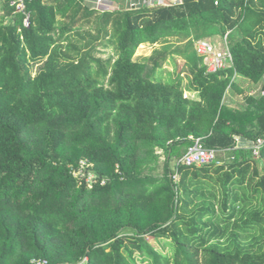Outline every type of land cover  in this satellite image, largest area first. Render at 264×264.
I'll use <instances>...</instances> for the list:
<instances>
[{
  "label": "trees",
  "instance_id": "1",
  "mask_svg": "<svg viewBox=\"0 0 264 264\" xmlns=\"http://www.w3.org/2000/svg\"><path fill=\"white\" fill-rule=\"evenodd\" d=\"M18 1L0 0V264H264V146L235 147L264 136V97L222 101L264 76V0ZM216 35L232 65L206 72L194 45ZM174 56L188 86L162 75ZM190 136L229 161L178 164Z\"/></svg>",
  "mask_w": 264,
  "mask_h": 264
},
{
  "label": "built area",
  "instance_id": "2",
  "mask_svg": "<svg viewBox=\"0 0 264 264\" xmlns=\"http://www.w3.org/2000/svg\"><path fill=\"white\" fill-rule=\"evenodd\" d=\"M151 1V0H150ZM103 0H98L96 2V7L103 3ZM169 3L173 5L180 4L182 0H169ZM99 3V4H98ZM105 3V2H104ZM16 9L18 11L24 10L23 0H19ZM25 26L29 25L28 18L23 21ZM225 44L221 49H217L211 40L208 38L198 40L194 47L197 55L203 58V63L206 66V72H217L225 67L232 65V54L228 48L226 42V35L224 37ZM261 96H264V90L261 91ZM191 139V144L187 147L185 153L179 158L177 163L186 166H201L204 164L217 163L220 164L219 159L220 151L214 148H208L205 146L202 138L200 137H189ZM239 138L235 136V147H239ZM250 144L248 148L251 150L253 156H258L260 154V149L264 146V136L257 137L256 140H249ZM242 147V146H241ZM33 264H47L45 259H33Z\"/></svg>",
  "mask_w": 264,
  "mask_h": 264
},
{
  "label": "rangeland",
  "instance_id": "3",
  "mask_svg": "<svg viewBox=\"0 0 264 264\" xmlns=\"http://www.w3.org/2000/svg\"><path fill=\"white\" fill-rule=\"evenodd\" d=\"M111 1L112 2L106 1V3H108L109 7L116 5L114 0H111ZM167 1H169V0H166V2ZM89 2H91L93 5H96V2H98V0H87V3H89ZM109 2L112 4H109ZM208 39L212 41V43L215 45V47L217 49H221L224 47L225 40L220 35H216V36L210 37ZM96 44H98V43H96ZM110 47L111 46L105 48L104 46L98 45L97 46L98 49L95 53V56L101 57V58H106L109 54L112 53V50ZM158 48H159L158 45L152 46V45H148V44H142L135 51L134 59L143 61L142 57H146V56L151 55L154 52V50L158 49ZM174 59H175V63H174V61H172V59H167V61H165V62L161 61L163 77L166 76V72H168V71H170V72L176 71V72L180 73V75L182 76L183 85L188 86L189 85L188 83L191 79L189 66L185 63V61L180 56H174ZM184 96H187L190 98H197L198 97L196 91H192V90H185ZM159 154H160L159 160L161 162L164 160V154L163 153H159ZM79 176H80V178L83 177V175H79ZM93 178H94L93 174H91V173L85 177V181L89 185L88 187H91V184L94 181ZM148 240L153 244V246L156 249L160 250V252L164 256H166L168 258H170L172 256V251L169 247L168 241H166L164 239H152V238H149Z\"/></svg>",
  "mask_w": 264,
  "mask_h": 264
},
{
  "label": "crops",
  "instance_id": "4",
  "mask_svg": "<svg viewBox=\"0 0 264 264\" xmlns=\"http://www.w3.org/2000/svg\"><path fill=\"white\" fill-rule=\"evenodd\" d=\"M233 81L235 87L233 89L227 88L223 95L222 101L227 107H229V109H235L238 114L250 106V102L247 101L245 97L251 96L253 97V99L255 98L256 100L260 99L261 97H264L261 96V91L264 90V88H262V85L264 83V76L260 80L254 82L248 78L236 75L233 78ZM254 125L255 124L253 122L252 127H254ZM238 138L239 147L237 146L236 148L249 150V139L242 136H238ZM231 153L232 149L221 150L219 153L220 160L223 162H228Z\"/></svg>",
  "mask_w": 264,
  "mask_h": 264
}]
</instances>
